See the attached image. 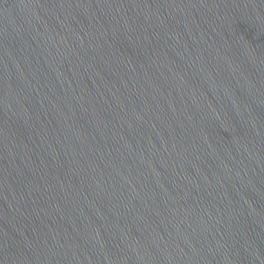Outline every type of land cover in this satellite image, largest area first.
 <instances>
[{
  "label": "water",
  "instance_id": "water-1",
  "mask_svg": "<svg viewBox=\"0 0 264 264\" xmlns=\"http://www.w3.org/2000/svg\"><path fill=\"white\" fill-rule=\"evenodd\" d=\"M0 264H264V0H0Z\"/></svg>",
  "mask_w": 264,
  "mask_h": 264
}]
</instances>
